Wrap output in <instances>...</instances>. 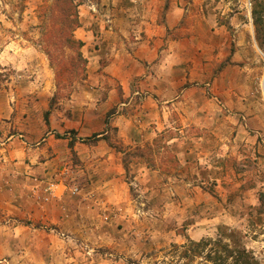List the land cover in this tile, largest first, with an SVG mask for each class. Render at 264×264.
Returning <instances> with one entry per match:
<instances>
[{"label":"rangeland","instance_id":"rangeland-1","mask_svg":"<svg viewBox=\"0 0 264 264\" xmlns=\"http://www.w3.org/2000/svg\"><path fill=\"white\" fill-rule=\"evenodd\" d=\"M41 3L0 0V68L7 80L0 89V128L31 147L43 143L39 127L56 131L57 140L62 139L57 135L74 139L75 128L97 131L101 125L97 116L105 111L98 107L111 88L110 76L93 65L87 64L86 74L77 78H72L68 63L66 69L50 65L43 52ZM83 3L79 11L84 29L79 34L85 35L88 30L95 35L106 28L119 30L118 21L138 31L142 22L163 23L173 9L172 19H181L172 36L185 39L186 51L195 55L188 62L194 79L181 103L170 107L180 120L164 130L173 133L171 139L153 146L147 162L132 158L129 173L123 159L137 147L120 144L109 125L106 135L111 144L105 141L111 152L92 156L81 145V160L74 147L66 154V142H58L59 153H53L58 158H42L49 162L44 165L48 176H32L30 181L39 184L34 195L42 191L52 199L58 186L65 192L67 200L56 212V224L30 227L36 232L31 242L37 245L27 247L21 241L29 232H14L13 237L10 230L0 231V264H165L174 245L209 238L245 247L264 264V213L257 210L264 194V50L256 41L252 0ZM61 50L57 54L67 61L72 53ZM57 82L63 88L50 109ZM94 90L99 91L98 98L89 94ZM119 97L114 110L103 115V123L113 112L133 113L141 104L134 99L124 106ZM89 109L95 115L85 125ZM28 131L39 139L32 140ZM160 133L138 147L153 145ZM8 137L0 141L2 147L10 143ZM85 140L80 144H95ZM3 180L0 194L8 195L12 190ZM50 186L53 191L47 190ZM61 210L68 212L65 221L59 217ZM19 222L0 218V226L8 229ZM25 222L22 226L31 224ZM18 238L21 241L7 245Z\"/></svg>","mask_w":264,"mask_h":264},{"label":"crops","instance_id":"crops-1","mask_svg":"<svg viewBox=\"0 0 264 264\" xmlns=\"http://www.w3.org/2000/svg\"><path fill=\"white\" fill-rule=\"evenodd\" d=\"M173 12V9L168 11L163 23L153 19L150 23L142 22L138 31H132L123 21L122 26L121 21H118L121 26L119 30L106 28L96 35L91 30H88L86 35L85 32L79 34V30L84 29L81 21L82 26L75 34L78 39L84 42L82 51L88 60V65H93V69L100 70L102 74H108L111 86L103 97L106 99L104 104L98 107L105 110L97 116L100 118L101 124L99 129L92 133H87L85 127L73 129L77 133L76 136L74 135L77 141L72 150L81 160H83L81 145L88 148V155L92 156L113 151L103 139V136L109 131L102 118L107 112L114 110L113 108L120 101L119 96L125 100L122 104L124 106L130 105L134 99H138L141 103L133 113L128 109L118 115L113 112L112 118L109 120V126L115 131L116 139L129 149L144 146L147 142H151L157 133L174 127L180 121L177 120V117L172 116L170 107L180 104L187 87L191 86L188 82L193 81L194 75L189 69L188 62L192 61L195 55L191 56L186 51L185 39L172 36V31L179 26L181 19L180 17L177 20L172 19ZM115 22L113 21L112 27L116 26ZM85 53L88 55L86 56ZM98 80L100 79L98 78ZM89 94L98 98L99 91L94 90V93L89 92ZM93 115L95 114L90 109L86 110L85 125L91 122L89 120L94 118ZM49 122L51 123V120ZM0 130V141H2L9 136V129L2 127ZM55 133L56 131L49 127L45 129L39 127L37 134L40 135V138H44L43 143L37 147L22 145L15 138L16 134H11L8 137L10 143L6 146L2 147L0 144V184L4 183L3 178H5V182L12 190L7 192L8 195L0 194V218L9 219L10 222L19 220L21 223L17 227L13 226L9 229L0 226V231L10 230L13 237L15 236L14 232L21 234L23 230L29 232L30 235L29 237L24 236L22 241L20 238L18 241L15 239L8 241L7 245L9 246L11 243L19 241L26 247L37 245L36 241H34L35 243L31 242V237L36 235V232L30 227L36 224H56V212H58L60 204L67 200L65 192L61 190L60 186H58L56 196L52 199L48 193L42 191H35L34 195L32 191L34 188H39V184L30 182L32 176L40 178L48 176L44 171V165L49 162L43 161L42 158L47 159L49 155L55 157L50 156L51 159L58 158L53 155V153H59L58 142H66L64 143L66 147L63 148L67 150L66 154L72 152L69 148L72 138L63 137L57 140ZM94 135H99L100 139L93 146L80 144L82 143L80 141H84L85 138L90 139ZM28 137L32 140L39 139L37 136L30 135V131H28ZM114 156L113 153L110 154L111 158ZM118 170L121 172V168ZM7 175H9L8 178L4 177ZM38 179L34 178L35 181ZM46 198L51 200L46 203ZM67 215V210L59 212V217H62L63 221ZM24 221L31 224L22 226ZM4 234L8 235V233Z\"/></svg>","mask_w":264,"mask_h":264},{"label":"trees","instance_id":"trees-1","mask_svg":"<svg viewBox=\"0 0 264 264\" xmlns=\"http://www.w3.org/2000/svg\"><path fill=\"white\" fill-rule=\"evenodd\" d=\"M84 0H42L38 6V17L41 22L43 33V52L49 57L50 65L60 69H66L67 63L70 64L72 78L80 77L86 74L88 60L83 56L82 48L84 42L76 37V31L82 26L79 8ZM252 17L256 31V41L259 47L264 50V0H252ZM67 48L72 55L66 59L57 54L58 50ZM62 51V50H61ZM6 75L0 68V89L6 82ZM61 83L57 82V90L52 99V106L61 92ZM65 86V85H64ZM110 113H108L109 116ZM47 119V118H46ZM109 125V118L106 119ZM74 132V131H73ZM75 133V132H74ZM58 138H63L57 135ZM173 133L164 131L158 134L153 145H146L145 148L137 147L136 153L127 152L123 159L124 168L129 173V161L137 159L139 162H147L150 158L153 146L161 147L164 142L171 139ZM100 139L99 135H94L91 143H96ZM103 139L110 143L107 135ZM76 139H72L70 147L73 148ZM87 140H84V142ZM111 144V143H110ZM118 150V149H117ZM120 151V150H118ZM129 158V159H127ZM170 159V160H169ZM167 162L173 166L172 157H168ZM175 165V164H174ZM244 187V186H243ZM242 187V188H243ZM259 213H264V194L260 195ZM133 264V263H132ZM165 264H260L254 257L252 251L245 247H232L228 242L218 239H204L201 241L189 240L184 245H174L171 251V257Z\"/></svg>","mask_w":264,"mask_h":264},{"label":"built area","instance_id":"built-area-1","mask_svg":"<svg viewBox=\"0 0 264 264\" xmlns=\"http://www.w3.org/2000/svg\"><path fill=\"white\" fill-rule=\"evenodd\" d=\"M52 189H53V187L50 186L47 190H48V191H53Z\"/></svg>","mask_w":264,"mask_h":264},{"label":"bare ground","instance_id":"bare-ground-1","mask_svg":"<svg viewBox=\"0 0 264 264\" xmlns=\"http://www.w3.org/2000/svg\"><path fill=\"white\" fill-rule=\"evenodd\" d=\"M263 85V84H262Z\"/></svg>","mask_w":264,"mask_h":264}]
</instances>
